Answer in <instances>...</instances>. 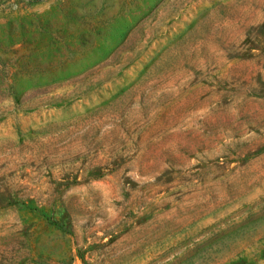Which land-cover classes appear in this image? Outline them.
<instances>
[{"label": "rangeland", "instance_id": "rangeland-1", "mask_svg": "<svg viewBox=\"0 0 264 264\" xmlns=\"http://www.w3.org/2000/svg\"><path fill=\"white\" fill-rule=\"evenodd\" d=\"M0 264H264V0H0Z\"/></svg>", "mask_w": 264, "mask_h": 264}]
</instances>
